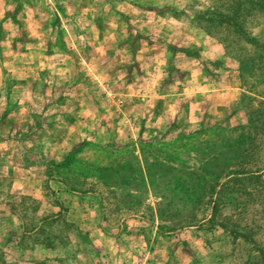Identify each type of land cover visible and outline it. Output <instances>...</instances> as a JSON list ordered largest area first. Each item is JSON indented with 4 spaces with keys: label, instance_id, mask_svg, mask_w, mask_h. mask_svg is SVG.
I'll use <instances>...</instances> for the list:
<instances>
[{
    "label": "rangeland",
    "instance_id": "obj_1",
    "mask_svg": "<svg viewBox=\"0 0 264 264\" xmlns=\"http://www.w3.org/2000/svg\"><path fill=\"white\" fill-rule=\"evenodd\" d=\"M260 1L0 0V264H264Z\"/></svg>",
    "mask_w": 264,
    "mask_h": 264
},
{
    "label": "trees",
    "instance_id": "obj_2",
    "mask_svg": "<svg viewBox=\"0 0 264 264\" xmlns=\"http://www.w3.org/2000/svg\"><path fill=\"white\" fill-rule=\"evenodd\" d=\"M257 4H259L261 6L258 8L260 9L259 11L261 12L262 16H264V0H261L259 3H256V5ZM225 21L224 22L222 21L220 23L224 24ZM233 29H234L233 33L239 34V35L241 34V27L238 28L236 23L233 24ZM246 43L250 46V48H252V50L254 51V53L256 55L255 58L251 57V59H250L251 64H253V66H255L256 68L262 67V68H258V69L261 70L260 76H263V74H264V59H262L261 57L264 56V40L262 41L260 38L251 37L250 39H247ZM258 64L260 66H258ZM247 73L249 74L250 72H247ZM261 100H260V104L262 105V107L264 109V97H262ZM263 118L264 117H258L257 119H254V118L250 119L249 125L247 126L248 130H247V135H246L245 139H248L249 145H251V147L254 151L258 146L257 141H258V144L260 143L258 146V149H260V151L263 150L262 142H261V140L264 139V120H263ZM258 123H259V125H258ZM244 127L245 126H239L237 129L239 131H241L242 129H244ZM249 130H254L255 133L252 134V133H250ZM240 137H242V139H244L243 136L240 135ZM254 144H256V145L254 146ZM257 174L258 173L253 171L252 173H248V175H245V176L252 177V176H257ZM234 178H235V179H233L234 181L241 180V179H236V178H240V177H234ZM233 234H235L236 237H241L245 240H249L248 234L240 233L239 231H234ZM255 249L258 253V256L264 262V249L257 247V246H255Z\"/></svg>",
    "mask_w": 264,
    "mask_h": 264
}]
</instances>
